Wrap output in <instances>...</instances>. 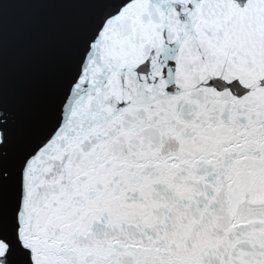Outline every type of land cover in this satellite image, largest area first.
Wrapping results in <instances>:
<instances>
[{"label": "snow or ice", "instance_id": "1", "mask_svg": "<svg viewBox=\"0 0 264 264\" xmlns=\"http://www.w3.org/2000/svg\"><path fill=\"white\" fill-rule=\"evenodd\" d=\"M0 264H264V0H0Z\"/></svg>", "mask_w": 264, "mask_h": 264}, {"label": "water", "instance_id": "2", "mask_svg": "<svg viewBox=\"0 0 264 264\" xmlns=\"http://www.w3.org/2000/svg\"><path fill=\"white\" fill-rule=\"evenodd\" d=\"M61 22L62 18L53 14L13 15L5 46L7 80L12 90H19L29 76L42 69Z\"/></svg>", "mask_w": 264, "mask_h": 264}]
</instances>
